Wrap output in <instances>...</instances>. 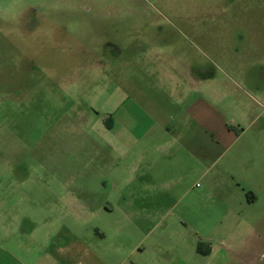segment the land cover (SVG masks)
Instances as JSON below:
<instances>
[{
	"label": "rangeland",
	"instance_id": "1",
	"mask_svg": "<svg viewBox=\"0 0 264 264\" xmlns=\"http://www.w3.org/2000/svg\"><path fill=\"white\" fill-rule=\"evenodd\" d=\"M239 1L0 0V264L113 226L264 264V0Z\"/></svg>",
	"mask_w": 264,
	"mask_h": 264
},
{
	"label": "crops",
	"instance_id": "2",
	"mask_svg": "<svg viewBox=\"0 0 264 264\" xmlns=\"http://www.w3.org/2000/svg\"><path fill=\"white\" fill-rule=\"evenodd\" d=\"M237 4L248 5L249 2L235 0ZM262 65H264V59H262ZM191 87H197L200 85L198 81H192ZM207 109H211L215 115L206 116ZM186 113L192 119H195L196 123H202L205 127L206 120H216L217 122H223L222 129L217 130L222 137L226 138L232 131L228 129L226 121L223 120V114L219 109L207 104L203 98H198L186 107ZM217 115V116H216ZM228 130V131H226ZM228 132V133H225ZM258 198L255 195L249 194L248 202L253 203ZM123 228L120 226H113L111 228V240H107V236H103V242L101 245H85L82 243H73L71 245H56L53 242V248L49 254L58 260V264H190V259L194 261H200V263L209 264L214 258L225 259V263L237 264L241 262L243 264H253L254 258L252 250H244V243L238 244L236 241H231V238L222 241L223 246L221 252H218L215 248L203 250L202 248L190 247L189 243L185 245L181 243L178 247H166L168 257L157 258L153 261V244L145 245L143 240L130 241L125 240L121 235ZM51 243V242H50ZM264 245V244H261ZM193 253V255H192ZM192 256V257H191ZM218 257V258H217Z\"/></svg>",
	"mask_w": 264,
	"mask_h": 264
}]
</instances>
